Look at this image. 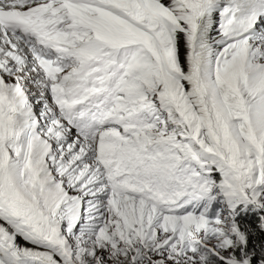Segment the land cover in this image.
I'll return each instance as SVG.
<instances>
[{
    "label": "snow or ice",
    "instance_id": "snow-or-ice-1",
    "mask_svg": "<svg viewBox=\"0 0 264 264\" xmlns=\"http://www.w3.org/2000/svg\"><path fill=\"white\" fill-rule=\"evenodd\" d=\"M0 264H264V0H0Z\"/></svg>",
    "mask_w": 264,
    "mask_h": 264
}]
</instances>
